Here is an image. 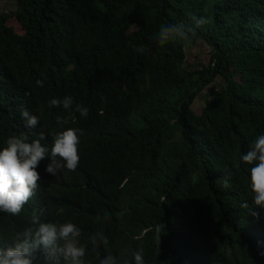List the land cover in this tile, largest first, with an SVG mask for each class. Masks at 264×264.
<instances>
[{"label": "trees", "instance_id": "16d2710c", "mask_svg": "<svg viewBox=\"0 0 264 264\" xmlns=\"http://www.w3.org/2000/svg\"><path fill=\"white\" fill-rule=\"evenodd\" d=\"M8 1L22 31L0 11V149L13 134H83L75 171L52 176L42 161L40 186L20 215L0 212V240L43 211L44 222L81 228L86 264L109 252L134 264L140 248L145 264H264V209L252 202L251 166L239 160L264 135V0ZM192 16L210 22L191 42L158 47L162 25ZM197 39L208 59L190 68L183 46ZM215 78L194 113L192 100ZM65 96L88 108L87 118L58 124L71 110L48 104ZM22 109L40 118L35 129L24 126ZM42 143L50 147L52 137ZM97 232L107 248L93 249Z\"/></svg>", "mask_w": 264, "mask_h": 264}, {"label": "clouds", "instance_id": "9594fccd", "mask_svg": "<svg viewBox=\"0 0 264 264\" xmlns=\"http://www.w3.org/2000/svg\"><path fill=\"white\" fill-rule=\"evenodd\" d=\"M209 22L204 17L192 16L191 23L162 25L153 39L161 48L169 43L191 42L197 36V29ZM136 51L142 53L144 48ZM46 79L44 76L36 84L43 87ZM73 105V97L65 96L62 100L53 98L48 107L71 110L68 116L57 117V123L65 125L70 121L75 122V113H79L81 118H87L89 114V109L81 104H75V107ZM21 115L26 121L25 127L35 129L38 126L40 118L37 115L30 114L26 109L21 110ZM82 134L83 129L67 127L58 132L49 131L47 134L40 131L31 140L24 133L9 136L6 146L0 149V212L11 216L20 215L40 186L38 182L41 175L37 169L42 161H49L45 172L52 176L64 169L75 171L80 162L79 145ZM49 135L52 137L50 147L42 143ZM239 160L242 164L251 166L249 188L252 202L257 208L264 209V135L257 136L249 150L239 156ZM230 177L231 172H228L227 178L223 180L224 188L229 187ZM241 207L248 209L249 205L243 203ZM251 214L259 219V213ZM43 215V211H33L30 227L15 232L13 240H0V264H37V253L43 255L45 264H86L87 248L81 243V228L71 221L44 222L41 219ZM109 218L108 213H105L104 219ZM89 240L94 250L101 244L107 248L108 238L103 232L94 233ZM132 255L134 264H145L142 248L134 251ZM260 255L264 256V252ZM99 264H120V261L109 252L100 258ZM123 264H130V261L125 258Z\"/></svg>", "mask_w": 264, "mask_h": 264}, {"label": "rangeland", "instance_id": "374dc122", "mask_svg": "<svg viewBox=\"0 0 264 264\" xmlns=\"http://www.w3.org/2000/svg\"><path fill=\"white\" fill-rule=\"evenodd\" d=\"M14 4L8 0H0V11L9 14L6 24L11 25L12 28L21 33L20 26L17 24L14 13ZM184 63L190 68L200 67L202 64H206L208 59V46L200 39H197L193 44H184ZM220 83L218 78H215L211 83L206 85L200 93L194 97L190 104L191 110L198 114L200 108L203 105L205 100H209L212 97V92L215 90Z\"/></svg>", "mask_w": 264, "mask_h": 264}]
</instances>
